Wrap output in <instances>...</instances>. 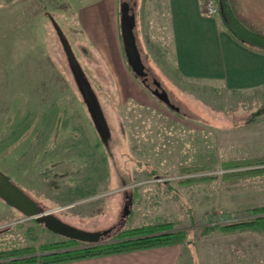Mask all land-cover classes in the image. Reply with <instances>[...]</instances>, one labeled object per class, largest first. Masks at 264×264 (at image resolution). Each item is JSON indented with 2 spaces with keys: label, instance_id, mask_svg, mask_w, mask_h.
Masks as SVG:
<instances>
[{
  "label": "rangeland",
  "instance_id": "rangeland-1",
  "mask_svg": "<svg viewBox=\"0 0 264 264\" xmlns=\"http://www.w3.org/2000/svg\"><path fill=\"white\" fill-rule=\"evenodd\" d=\"M107 3L0 0V170L43 212L86 231L173 222L187 232L178 264H264V232L205 229L211 216L217 223L245 219L264 204V174L225 176L245 169L227 170L226 162L264 156V92L183 91L156 53L153 60L143 53L145 62L180 112L134 72L148 98L121 92L93 42L99 19L110 17ZM189 168L201 169L193 176L218 177L180 182ZM60 238L0 197V250L39 249Z\"/></svg>",
  "mask_w": 264,
  "mask_h": 264
},
{
  "label": "crops",
  "instance_id": "crops-1",
  "mask_svg": "<svg viewBox=\"0 0 264 264\" xmlns=\"http://www.w3.org/2000/svg\"><path fill=\"white\" fill-rule=\"evenodd\" d=\"M121 1L108 0L110 17L108 21L99 19L98 29L94 28L93 42L117 77L121 92L130 93V96L144 101L148 98L146 89L134 81L123 46L117 8V3L120 7ZM126 1L136 14L135 33L144 61L143 53H149L152 60L155 59L152 53H156L157 60L169 62L171 74L178 79L179 89L197 92L218 89L225 93L264 92V51L237 40L224 26L220 14L207 15L203 0ZM229 2L235 15L246 26L264 35V0ZM88 32L91 34V29ZM182 245L56 264H178Z\"/></svg>",
  "mask_w": 264,
  "mask_h": 264
},
{
  "label": "trees",
  "instance_id": "trees-1",
  "mask_svg": "<svg viewBox=\"0 0 264 264\" xmlns=\"http://www.w3.org/2000/svg\"><path fill=\"white\" fill-rule=\"evenodd\" d=\"M219 6V14L224 26L237 40L255 49L264 51V35L246 26L233 12L229 0H220ZM146 87L148 88V86ZM176 111L178 113L180 112V110ZM260 115L256 114V116H252L249 121L253 122L260 119ZM225 167L227 170L229 168H245L241 171L226 172L225 176L264 174V156L249 158L247 160H232L226 162ZM187 171L190 176L182 179L180 182L184 183L218 177V175L193 176L192 174L201 172V169L198 168H189ZM26 192L29 194L28 191ZM249 212L251 213V217L233 219L231 221L226 220L218 223L214 222V216H211L210 225L206 226L205 229L207 231L219 229L226 233L245 231L264 232V204L250 208ZM227 217L231 218V215H227ZM186 236L187 232L185 230L175 229L173 222L165 220L155 224L122 228L114 234L105 237L100 243H88L61 236L58 240L42 244L39 249L33 245H26L18 248L0 250V264H56L161 246L183 244Z\"/></svg>",
  "mask_w": 264,
  "mask_h": 264
},
{
  "label": "water",
  "instance_id": "water-1",
  "mask_svg": "<svg viewBox=\"0 0 264 264\" xmlns=\"http://www.w3.org/2000/svg\"><path fill=\"white\" fill-rule=\"evenodd\" d=\"M120 27L127 62L134 74L138 78H144L145 81L148 70L135 33L136 14L132 10L130 3L126 0L121 1L120 4ZM67 49L71 57L73 69L84 87L86 98L88 99L96 115L101 118V107L94 96L91 95L90 83L85 77L77 60L73 56L69 45H67ZM156 84L160 86L161 82L158 81ZM152 93L171 108L180 110V107L176 106L172 102L169 92L165 88L159 89L157 87L156 89L152 90ZM0 197L4 199L9 205L17 208L23 214L32 216L38 222L44 223L45 226L54 233L61 236L78 239L83 242L100 243L105 237L110 236L113 229L115 228L113 226L103 231H86L65 222L52 212H43L40 204L19 184H17L10 175L2 170H0ZM129 213L130 210L126 207L123 217L126 218Z\"/></svg>",
  "mask_w": 264,
  "mask_h": 264
},
{
  "label": "built area",
  "instance_id": "built-area-1",
  "mask_svg": "<svg viewBox=\"0 0 264 264\" xmlns=\"http://www.w3.org/2000/svg\"><path fill=\"white\" fill-rule=\"evenodd\" d=\"M205 13L209 16H217L220 12L219 0H203Z\"/></svg>",
  "mask_w": 264,
  "mask_h": 264
},
{
  "label": "flooded vegetation",
  "instance_id": "flooded-vegetation-1",
  "mask_svg": "<svg viewBox=\"0 0 264 264\" xmlns=\"http://www.w3.org/2000/svg\"><path fill=\"white\" fill-rule=\"evenodd\" d=\"M147 70H148V74H147V78H145V81H144V78H140L142 83H144L148 87L150 86L151 87V91L156 89L157 87L159 89L165 88L162 83H161L160 86L157 85L156 83L159 81L158 78L154 74H152L150 68L147 67Z\"/></svg>",
  "mask_w": 264,
  "mask_h": 264
}]
</instances>
